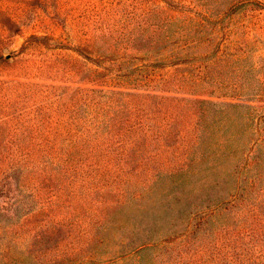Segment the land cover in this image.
Masks as SVG:
<instances>
[{
    "label": "rangeland",
    "instance_id": "1",
    "mask_svg": "<svg viewBox=\"0 0 264 264\" xmlns=\"http://www.w3.org/2000/svg\"><path fill=\"white\" fill-rule=\"evenodd\" d=\"M263 113L264 0H0V264H264Z\"/></svg>",
    "mask_w": 264,
    "mask_h": 264
},
{
    "label": "trees",
    "instance_id": "2",
    "mask_svg": "<svg viewBox=\"0 0 264 264\" xmlns=\"http://www.w3.org/2000/svg\"><path fill=\"white\" fill-rule=\"evenodd\" d=\"M201 102H208V101H206V100H202L201 99ZM229 106H231V107H236L237 105L236 104H230ZM258 119L261 121V122H264V113L263 114H261L259 117H258ZM248 121H249V119H248ZM194 141L193 142H196V137L193 139ZM255 142H257V140L256 139H254L253 141H252V144L253 143H255ZM200 144H203L202 142H200L199 143V141L195 144V146L194 147H197L198 145H200ZM162 146L163 147H166V146H168V145H164V144H162ZM161 146V147H162ZM207 146H211L212 147V144H207ZM187 148V147H186ZM188 148H191V146L190 147H188ZM201 149V148H200ZM201 151H202V153L199 155V157H198V159H197V161L198 162H201V160L203 159V158H205V157H207V155H205L204 154V150H202L201 149ZM196 161V162H197ZM182 166H186V168H187V164L186 163H182L181 164ZM189 168L191 167V165H189L188 166ZM257 178V176H254V177H252V179H248L247 181H245L246 183H252L255 179ZM240 183H241V181H240V179L238 178V177H236V181H235V187H234V189H233V191H231V193H228L229 195H224V196H222V197H220L218 200H216V201H214L213 203H209L208 205H206V206H204V207H202V208H199L197 211H193L191 214V217L189 218L190 220H193L194 218H195V216H197V215H205L206 217H213V213H215L218 209H220L221 207H224V206H226V205H232V203L236 200V198H237V192H238V188H239V186H240ZM155 241V242H154ZM154 241H152V244H149V243H151V242H147L146 244H141V245H139L138 247H135L134 249H132L130 252H128V253H126L125 255H124V257H122V258H119V260H121V259H124V260H127V259H130V260H132V259H139V253L141 252V249L142 248H145V247H149L150 245H155V243L157 242V240H155L154 239ZM115 261H112V263H114Z\"/></svg>",
    "mask_w": 264,
    "mask_h": 264
}]
</instances>
